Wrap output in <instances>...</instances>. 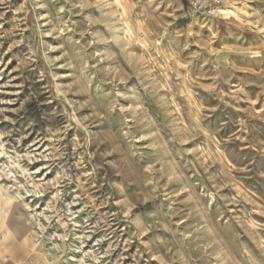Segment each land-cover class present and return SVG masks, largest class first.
Instances as JSON below:
<instances>
[{"label": "rangeland", "instance_id": "obj_1", "mask_svg": "<svg viewBox=\"0 0 264 264\" xmlns=\"http://www.w3.org/2000/svg\"><path fill=\"white\" fill-rule=\"evenodd\" d=\"M221 6L0 0V227L56 264H264V0Z\"/></svg>", "mask_w": 264, "mask_h": 264}, {"label": "crops", "instance_id": "obj_2", "mask_svg": "<svg viewBox=\"0 0 264 264\" xmlns=\"http://www.w3.org/2000/svg\"><path fill=\"white\" fill-rule=\"evenodd\" d=\"M0 227V264H56L35 248L29 229Z\"/></svg>", "mask_w": 264, "mask_h": 264}, {"label": "built area", "instance_id": "obj_3", "mask_svg": "<svg viewBox=\"0 0 264 264\" xmlns=\"http://www.w3.org/2000/svg\"><path fill=\"white\" fill-rule=\"evenodd\" d=\"M195 12L216 16L221 12V0H184Z\"/></svg>", "mask_w": 264, "mask_h": 264}]
</instances>
